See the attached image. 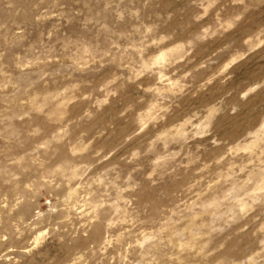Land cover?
<instances>
[{
	"label": "clouds",
	"instance_id": "9594fccd",
	"mask_svg": "<svg viewBox=\"0 0 264 264\" xmlns=\"http://www.w3.org/2000/svg\"><path fill=\"white\" fill-rule=\"evenodd\" d=\"M0 264H264V0H0Z\"/></svg>",
	"mask_w": 264,
	"mask_h": 264
}]
</instances>
